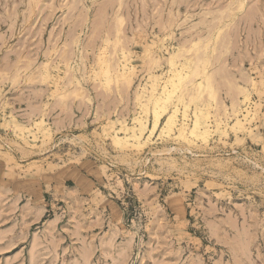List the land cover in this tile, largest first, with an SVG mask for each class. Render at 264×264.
Instances as JSON below:
<instances>
[{
	"label": "rangeland",
	"instance_id": "obj_1",
	"mask_svg": "<svg viewBox=\"0 0 264 264\" xmlns=\"http://www.w3.org/2000/svg\"><path fill=\"white\" fill-rule=\"evenodd\" d=\"M0 264H264V0H0Z\"/></svg>",
	"mask_w": 264,
	"mask_h": 264
},
{
	"label": "bare ground",
	"instance_id": "obj_2",
	"mask_svg": "<svg viewBox=\"0 0 264 264\" xmlns=\"http://www.w3.org/2000/svg\"><path fill=\"white\" fill-rule=\"evenodd\" d=\"M198 71V64L195 63L194 68L191 70L190 73L183 75L179 71H173V74L175 76V80L172 79V77H169L167 80L164 81V85L162 86V90L160 92H155V86L152 84V89L150 91V97L148 98V101H151L152 104V115H153V125L150 128V133L152 134L160 125V121L163 117H165L164 124L162 126V129H165L167 131L172 130L174 123H175V111L172 113H167V104L170 102L172 98V93L175 91L173 88L175 86L176 80L180 82L183 78H191L195 73ZM168 83L172 84V88L168 86ZM204 82L200 81L198 82V87H206L208 90H211V84L208 79H206L205 85H203ZM212 92V91H211ZM210 91L209 93L212 94ZM183 94H180L178 98H181ZM248 95H244V99H247ZM168 111V110H167ZM147 120V119H146ZM136 127L132 128V138L136 139L135 141L140 143L139 138L145 133V129L147 128V125L145 123V120L138 119L136 123ZM233 125L242 126V123L240 119H236V121L233 123ZM127 130V128H125ZM179 134H182V130H178ZM207 133V127L202 124L199 117L196 115V119L194 121L193 127L191 128L190 134L193 136H200V138L205 139ZM120 136V135H119ZM117 135L118 138H121Z\"/></svg>",
	"mask_w": 264,
	"mask_h": 264
}]
</instances>
